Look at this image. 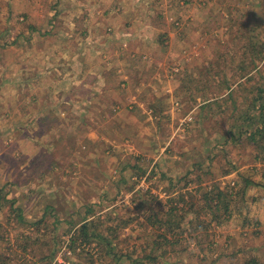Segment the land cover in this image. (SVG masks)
<instances>
[{"label": "rangeland", "instance_id": "rangeland-1", "mask_svg": "<svg viewBox=\"0 0 264 264\" xmlns=\"http://www.w3.org/2000/svg\"><path fill=\"white\" fill-rule=\"evenodd\" d=\"M262 104L264 0H0V264H264Z\"/></svg>", "mask_w": 264, "mask_h": 264}, {"label": "trees", "instance_id": "trees-1", "mask_svg": "<svg viewBox=\"0 0 264 264\" xmlns=\"http://www.w3.org/2000/svg\"><path fill=\"white\" fill-rule=\"evenodd\" d=\"M231 94H233V91L231 90L230 91V93H229V95H231ZM264 104H262V106H263ZM250 121V120H249ZM248 121V122H249ZM263 121H264V118H263ZM249 124V123H248ZM247 133V131H243V129H240V130H238V132H237V135H236V133H234L235 135L233 136V138H234V141H236V140H238V138H241V136H243V134H246ZM257 133H260V134H262V133H264V126H262V127H260V128H257V129H254V130H251V132H249L248 134H247V137L250 139V140H252V141H256V135H257ZM237 136V137H236ZM232 140V139H231ZM218 188V187H217ZM219 194H224V192L223 191H219ZM227 194V193H226ZM228 208V206H226V209ZM89 224L88 223H85V224H83L81 227H80V229H79V231H78V233L79 232H82L81 233V235L82 234H84V232H86V230H87V228H89L90 226H88ZM87 233V232H86Z\"/></svg>", "mask_w": 264, "mask_h": 264}]
</instances>
